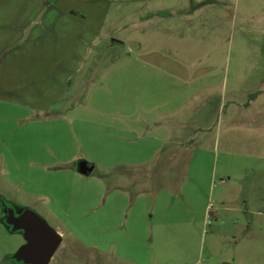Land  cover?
I'll use <instances>...</instances> for the list:
<instances>
[{"label":"rangeland","instance_id":"374dc122","mask_svg":"<svg viewBox=\"0 0 264 264\" xmlns=\"http://www.w3.org/2000/svg\"><path fill=\"white\" fill-rule=\"evenodd\" d=\"M45 3L86 31L1 71L0 264H29L3 206L60 235L47 264H264V0L0 7Z\"/></svg>","mask_w":264,"mask_h":264},{"label":"crops","instance_id":"0c3cea01","mask_svg":"<svg viewBox=\"0 0 264 264\" xmlns=\"http://www.w3.org/2000/svg\"><path fill=\"white\" fill-rule=\"evenodd\" d=\"M29 11L30 16L24 23V13ZM80 17L76 10L57 9L51 3L0 7V77L3 76L1 71L7 65L12 51H15L16 56L26 53L29 46L37 48L41 43L49 41L48 33H50V60L62 59L61 50L64 44L70 42L81 44L86 28L85 25L77 22ZM52 68H54L53 63L50 64V70ZM4 89L6 88L0 84V97H3ZM247 104L246 102L245 105Z\"/></svg>","mask_w":264,"mask_h":264},{"label":"water","instance_id":"95a60500","mask_svg":"<svg viewBox=\"0 0 264 264\" xmlns=\"http://www.w3.org/2000/svg\"><path fill=\"white\" fill-rule=\"evenodd\" d=\"M3 207L7 213L5 222L12 230L22 231L25 239L12 258L17 262L47 264L60 243V235L28 209L16 214L11 207Z\"/></svg>","mask_w":264,"mask_h":264},{"label":"trees","instance_id":"16d2710c","mask_svg":"<svg viewBox=\"0 0 264 264\" xmlns=\"http://www.w3.org/2000/svg\"><path fill=\"white\" fill-rule=\"evenodd\" d=\"M255 95H256V93H252V94L249 95V98L252 99V98L255 97Z\"/></svg>","mask_w":264,"mask_h":264}]
</instances>
